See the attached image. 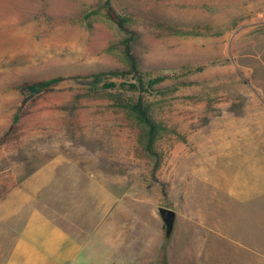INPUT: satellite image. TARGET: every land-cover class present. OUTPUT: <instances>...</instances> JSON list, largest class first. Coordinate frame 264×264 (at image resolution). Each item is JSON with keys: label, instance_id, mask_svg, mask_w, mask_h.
Wrapping results in <instances>:
<instances>
[{"label": "rangeland", "instance_id": "rangeland-1", "mask_svg": "<svg viewBox=\"0 0 264 264\" xmlns=\"http://www.w3.org/2000/svg\"><path fill=\"white\" fill-rule=\"evenodd\" d=\"M106 1L130 17L136 75ZM259 140L264 151V0H0V264L33 209L75 234L105 226L111 242L141 218L161 244L144 254L185 264L197 179H223ZM159 207L175 214L169 233Z\"/></svg>", "mask_w": 264, "mask_h": 264}, {"label": "crops", "instance_id": "crops-1", "mask_svg": "<svg viewBox=\"0 0 264 264\" xmlns=\"http://www.w3.org/2000/svg\"><path fill=\"white\" fill-rule=\"evenodd\" d=\"M258 144L260 147L255 149L258 152L244 154L243 162L234 164L235 169H230L223 179L217 180L208 171L202 174V182L197 179V193L200 194L202 185L206 186L207 194L197 202L195 217L186 218L195 225L196 243L190 253H183L185 264L189 260L195 264H264L262 140L254 145ZM200 160L196 166L204 172L209 165ZM208 202L211 206L206 209L211 212H204V203ZM241 221L248 226L244 232H238L242 228L235 226ZM145 224L141 218L132 220L122 230L118 229L120 236L111 242L105 226L89 231L81 229L75 234L41 209H33L26 216L4 264H157L164 255L171 264L170 253L144 254L152 243L161 247L156 242L159 237L156 232L145 240L149 235Z\"/></svg>", "mask_w": 264, "mask_h": 264}, {"label": "trees", "instance_id": "trees-1", "mask_svg": "<svg viewBox=\"0 0 264 264\" xmlns=\"http://www.w3.org/2000/svg\"><path fill=\"white\" fill-rule=\"evenodd\" d=\"M105 7V15L106 17L113 22L120 31L125 33V37L123 38L122 45V55L128 67L129 73L132 75L138 74V66L137 61L132 54L131 51V42L134 40L133 33L128 29L127 25L130 23V17L125 15H120L115 12L110 6L109 2L106 1L104 3ZM155 81L151 80V83ZM144 82L140 76H137V83L132 86V88L136 91L143 87ZM151 86V85H149ZM42 84L32 83L25 86V90L29 92L31 95H36L42 91ZM132 113L135 114L138 122L144 127L143 138L145 140V149L148 153H153L152 144L157 134V125L155 122L149 117L146 109L142 105L141 97H138L136 102L130 106ZM157 166V165H156ZM156 166L154 169H156Z\"/></svg>", "mask_w": 264, "mask_h": 264}, {"label": "water", "instance_id": "water-1", "mask_svg": "<svg viewBox=\"0 0 264 264\" xmlns=\"http://www.w3.org/2000/svg\"><path fill=\"white\" fill-rule=\"evenodd\" d=\"M158 214L161 218V220L163 221V224L166 228V233H169L175 214L172 210L167 209V208H163V207H159L158 208Z\"/></svg>", "mask_w": 264, "mask_h": 264}]
</instances>
